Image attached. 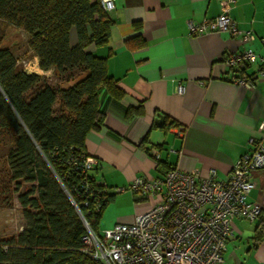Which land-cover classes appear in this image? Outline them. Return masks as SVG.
<instances>
[{"label":"crops","instance_id":"0c3cea01","mask_svg":"<svg viewBox=\"0 0 264 264\" xmlns=\"http://www.w3.org/2000/svg\"><path fill=\"white\" fill-rule=\"evenodd\" d=\"M223 11L221 0H116L107 44L86 49L105 59L108 75L123 93L118 100L100 93L102 123L84 141L92 176L113 196L99 232L131 223L156 202L129 192L135 178L161 179L175 167L200 178L213 170L224 181L233 163L253 149L252 142L264 139L259 130L264 80L251 90L234 85V71L221 61L244 46L264 55V0H237L229 10L240 30L254 34L249 46H239L227 33L189 35L188 21L200 23ZM75 42L72 33L71 44ZM253 72L246 70L247 75ZM176 85L181 94L174 93ZM128 109L139 112L127 118ZM158 114L164 117L160 127L155 124ZM252 180L247 201L261 208V216L252 223L231 222L222 264H264V169L255 171ZM127 205L132 209L128 214L109 218L115 207L122 211Z\"/></svg>","mask_w":264,"mask_h":264},{"label":"trees","instance_id":"16d2710c","mask_svg":"<svg viewBox=\"0 0 264 264\" xmlns=\"http://www.w3.org/2000/svg\"><path fill=\"white\" fill-rule=\"evenodd\" d=\"M0 22L24 32L38 68L52 73H27L0 46V128L15 137L7 170L0 172V207L11 208L16 195L24 221L16 236L0 238V264H96L85 252L87 230L71 201L99 234L113 196L99 195L84 206L80 179L68 176L66 160L88 157L85 137L102 123L100 93L123 96L105 59L86 51L107 44L113 20L96 0H0ZM138 112L128 109L126 117ZM23 183L30 187L20 192Z\"/></svg>","mask_w":264,"mask_h":264},{"label":"built area","instance_id":"2783aa9c","mask_svg":"<svg viewBox=\"0 0 264 264\" xmlns=\"http://www.w3.org/2000/svg\"><path fill=\"white\" fill-rule=\"evenodd\" d=\"M102 11L110 14L116 0H96ZM224 11L213 19L200 23L187 22L190 36L204 33H227L239 46L251 45L255 36L251 31L240 30L229 16L230 7L237 0H221ZM223 65L233 70L230 80L247 90L264 80V55L250 47L228 53L221 58ZM254 68L250 75L246 70ZM181 94L182 87L174 86ZM264 132V122L259 124ZM253 149L244 153L232 165L226 180L216 177L215 171L200 178L197 172L183 173L170 168L161 179L135 178L129 192L140 199L156 200L146 211L129 224H116L113 228L93 233L77 206L71 201L83 221L87 233L82 238L86 254L96 264H222L228 238L232 235L231 222L242 219L250 223L261 216V208L249 203L247 196L254 188L252 175L264 169V139L253 141ZM158 158V152L153 153ZM68 176L80 179L79 192L83 204L96 202L99 195L106 196V187L94 179L90 172L93 163L88 157L70 156L66 160ZM97 202L96 209L101 204Z\"/></svg>","mask_w":264,"mask_h":264},{"label":"rangeland","instance_id":"374dc122","mask_svg":"<svg viewBox=\"0 0 264 264\" xmlns=\"http://www.w3.org/2000/svg\"><path fill=\"white\" fill-rule=\"evenodd\" d=\"M0 46L8 47L15 56L18 63L24 68L27 73H40L43 77L45 74L40 72L33 60V54L28 48V36L20 31L11 27H6L0 22ZM15 137L13 132L8 129L0 128V172L4 173L7 170V154L9 149L14 148ZM20 192L23 189H28V184L21 185ZM132 209L130 205L123 208L122 211L115 207L109 214V218L113 219L120 213L128 214ZM24 221L22 218V209L16 201H14L11 208L0 207V238L8 236H16L23 228Z\"/></svg>","mask_w":264,"mask_h":264},{"label":"water","instance_id":"95a60500","mask_svg":"<svg viewBox=\"0 0 264 264\" xmlns=\"http://www.w3.org/2000/svg\"><path fill=\"white\" fill-rule=\"evenodd\" d=\"M164 123V117L160 114L157 115V118L155 120V124L160 127Z\"/></svg>","mask_w":264,"mask_h":264}]
</instances>
